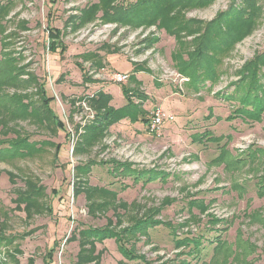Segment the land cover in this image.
Segmentation results:
<instances>
[{
	"label": "rangeland",
	"instance_id": "obj_1",
	"mask_svg": "<svg viewBox=\"0 0 264 264\" xmlns=\"http://www.w3.org/2000/svg\"><path fill=\"white\" fill-rule=\"evenodd\" d=\"M94 1L0 0L9 3L8 13L0 15V59L8 60H0V68L14 67L8 76L15 75L5 82L0 78L1 94L19 99L6 96L0 105V145L19 138L37 143L30 155L0 160V229L6 220L5 237H11L0 259L123 264L122 245L144 258L125 264H198L214 254L210 264H264V113L260 122L226 120L231 105L217 94L230 91L244 63L264 50V14L258 28L224 55L214 84L195 88L179 68L197 44L193 34L179 47L157 24L95 19L71 28L68 20ZM231 1L214 0L184 9L183 15L207 22ZM202 25L191 27L198 31ZM48 26L60 30L64 53L50 50ZM92 53L101 57L100 70L91 65L95 58L81 56ZM78 64L94 82L83 83ZM117 71L127 72L128 80L113 81L110 75ZM42 85L64 129L48 118ZM123 86L133 91L131 100L147 119L161 109L174 121L150 132L142 122L123 120L102 143L79 148L83 126L94 117L83 97L102 90L112 95L109 105L119 107L126 102ZM204 131L221 140H192ZM83 164L88 170L78 172L76 165ZM29 184L41 194V207L31 216L15 203L17 192L29 190ZM141 219L148 228L136 232ZM85 227L105 230L92 239V232L80 231ZM185 239L197 241L199 249L192 242L184 245Z\"/></svg>",
	"mask_w": 264,
	"mask_h": 264
},
{
	"label": "trees",
	"instance_id": "obj_2",
	"mask_svg": "<svg viewBox=\"0 0 264 264\" xmlns=\"http://www.w3.org/2000/svg\"><path fill=\"white\" fill-rule=\"evenodd\" d=\"M213 1L214 0H95L79 9L78 13L74 16L75 22L73 19H69L68 22H70L71 28L73 26L74 29L80 25L94 21L95 19H99L101 22L105 23L114 22L135 27L157 24L159 28H163L169 35L175 38L177 46L179 47H181L183 44L182 42L188 35L193 34V39L197 44L192 51L186 52V61H183L181 65L179 64L180 72L189 79L187 83L189 82L193 87L203 85L205 81H209L212 83L211 85H213L220 73L224 55L232 50L236 42L242 40L258 28L264 14L260 0H239L238 4H236V0H232L225 11L218 12L207 22H199L192 18L188 19L183 15L184 9L206 6ZM8 4L9 3L0 5L1 16L8 13ZM180 9H182V11ZM197 23L203 24L201 27H198V31L191 27ZM47 28L48 35L53 38L49 43L50 50L56 52L57 48H60L59 52L64 53L66 48L60 41V30L50 26ZM81 56H83L84 59L95 58V61L91 65L95 68H99V70L104 67L101 57L98 54H82ZM3 59L8 61L7 58H1L0 60L3 61ZM78 66L83 76L82 81L84 83L95 81L88 75L81 64H78ZM261 68L263 70H261ZM13 69L14 67L6 70L0 68V78L4 79V82L5 80L7 81L10 78H14L15 75L11 77L8 76ZM17 69L21 70L20 67H17ZM237 75L238 79L230 84L232 88L230 91L217 92L220 96L219 98L228 101L231 105V111L226 117V120L233 121V119L239 118L244 123L260 122L264 113V50L255 53L253 58L246 61ZM2 79H0L1 85L4 84ZM1 85L0 105L6 102V96L19 102V99H16L15 95H4L5 97L2 98ZM41 91L43 93L42 100L46 107L45 110L48 118L51 119L58 128L64 129V124L53 113L49 106L52 99L47 97L44 91V85H42ZM122 91L126 102L119 107L109 105L112 95L102 90L83 97V99L87 101V104L91 106V109H93L94 117L83 126L84 132L79 148L82 149L85 146L90 148L92 144L96 145L100 142L102 143L110 127L124 119L131 123L142 122L147 128L149 119L146 118L145 112L141 109L139 110L131 100L130 95L133 94V91L124 86L122 87ZM23 105L26 107L28 106L27 103ZM13 109L17 110V107L14 106ZM209 114L211 115L212 113L209 111ZM79 126L80 125H77L75 129ZM219 139V136H215L209 131L198 133L192 138V140L200 142L203 140L215 142L219 141ZM26 140L27 139L24 138L6 139V141L0 145V160L20 156L25 157L32 154L37 149V143H30ZM56 150H58V147H56ZM247 158L248 157H245V159ZM245 159L236 158L235 161L241 164ZM214 160H217V158ZM84 165L85 164H83V166L76 165L77 171H87L89 166L85 167ZM124 169H129V167L126 166ZM262 178L264 179V177ZM151 179H153V177L149 176L148 180ZM261 184L262 187H264V182H261ZM28 188L30 189L27 191L23 190L17 192L15 203H17L16 207L22 205L27 216H31L32 213L38 211L39 207H41V194L39 188L34 187L33 184H29ZM2 215L5 217L4 219L7 218L6 212H3ZM150 220L151 219H149V221ZM5 222L6 220L2 223L0 229V253L1 247L11 239V237L10 239L5 237V229L3 227V224H6ZM145 222L146 221L143 219L136 222L134 224L135 231L143 232V229L147 230L148 227L143 228L142 226ZM151 223L157 224L152 221ZM104 230L105 229L102 228L92 229L85 227L84 230L80 231L83 232L85 236L88 235V231L92 232L91 238L93 239L94 235L100 236ZM107 237H109V235H106L105 238ZM183 242V244L187 246L192 242L196 250L200 247L197 241L185 239ZM215 242L216 245L221 244V239L217 238ZM118 249L124 258V260L121 261L123 264L126 262L139 263L144 259L142 256L135 255L134 252L128 251V249L122 245H118ZM215 256L214 254L209 261H201L198 264H210L215 259ZM88 259H85V263ZM0 264L5 263L0 259ZM79 264H83L82 260L79 261Z\"/></svg>",
	"mask_w": 264,
	"mask_h": 264
},
{
	"label": "built area",
	"instance_id": "obj_3",
	"mask_svg": "<svg viewBox=\"0 0 264 264\" xmlns=\"http://www.w3.org/2000/svg\"><path fill=\"white\" fill-rule=\"evenodd\" d=\"M110 78L115 81V82H119V83H124L128 80L129 78V74L127 72H113L110 75ZM181 80H186L185 78H181ZM85 105V104H84ZM86 109L89 110L90 112H92L86 105H85ZM92 117V115H91ZM175 117L173 114L171 113H167L161 109H156L152 115L149 118L148 124H147V129L150 132H156L158 131L161 126L165 123V122H172L174 121Z\"/></svg>",
	"mask_w": 264,
	"mask_h": 264
},
{
	"label": "crops",
	"instance_id": "obj_4",
	"mask_svg": "<svg viewBox=\"0 0 264 264\" xmlns=\"http://www.w3.org/2000/svg\"><path fill=\"white\" fill-rule=\"evenodd\" d=\"M84 83V82H83ZM87 83V82H86ZM105 92V91H104ZM124 120H126V119H124ZM121 121H123V120H121ZM139 123V122H138Z\"/></svg>",
	"mask_w": 264,
	"mask_h": 264
}]
</instances>
